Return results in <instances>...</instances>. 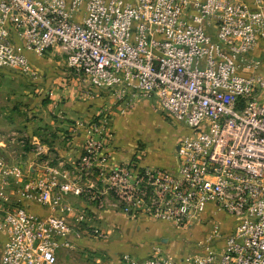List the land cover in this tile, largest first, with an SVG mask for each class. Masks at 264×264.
Here are the masks:
<instances>
[{"label":"built area","instance_id":"built-area-1","mask_svg":"<svg viewBox=\"0 0 264 264\" xmlns=\"http://www.w3.org/2000/svg\"><path fill=\"white\" fill-rule=\"evenodd\" d=\"M262 41L264 0H0V69L34 75L29 54L56 49L120 111L152 98L186 128L174 170L138 156L110 163L107 110L73 128L83 136L74 160L36 140L31 168L11 163L0 139V264H59L74 234L105 239L89 208L176 228L227 219L180 261L155 247L116 264H264Z\"/></svg>","mask_w":264,"mask_h":264},{"label":"rangeland","instance_id":"rangeland-1","mask_svg":"<svg viewBox=\"0 0 264 264\" xmlns=\"http://www.w3.org/2000/svg\"><path fill=\"white\" fill-rule=\"evenodd\" d=\"M31 59V67L36 72L34 75L0 69V139L4 141L3 149L7 150L8 154L5 153L7 157L9 154L14 157H22L33 147L32 142L39 140V138L47 145H52L53 130L45 127L48 123L45 122L44 125L38 126L39 121H43L46 116L56 118L60 124L64 123V125L57 126L55 131H60L62 134L69 132L62 126L68 128L72 121L62 119L58 114V108L52 110L46 108L54 100V96L48 95L45 91L47 83L61 86L58 90L72 82L84 85L82 79L67 66L65 55L56 49L46 50L39 56L33 55ZM258 73L264 76V56L260 58ZM88 90L92 89H87L86 96H90L93 91L94 95L104 92L108 97L106 100L109 99L112 102L110 106H101L97 115L102 110H118L115 106L120 102L109 91ZM84 98L86 99V97ZM58 99L59 102L63 103L69 97L59 95ZM154 104H152V108L139 107L130 128V132L140 139L136 148L139 156L142 155L144 149L141 141L144 142L147 150L154 154L157 151L167 150L186 131L184 123L176 122ZM42 109H44V113ZM112 116L113 113L110 115L111 119ZM49 127L51 128V126ZM42 130H48V132L44 133ZM33 135H37L39 138L33 137ZM116 219L115 226L105 224V228H102V231L107 233L105 239L97 238L96 234L92 236L82 232L74 234V238L79 241L77 242L79 244L73 241L74 246L66 250L62 249L60 262L62 264H115L123 255L141 260L151 252L155 243L159 245L163 255H172L171 253L181 255L185 252L194 254L195 249L198 251L201 249L202 246L199 243L204 240L206 234L214 232L215 223H220L218 230L224 229L222 228L224 223L228 225L224 215L218 214L201 222H193L185 228H177L180 231L171 234L169 227L176 228L175 226L170 225L168 227L160 224V221L158 223L153 218H151L152 221L137 223L139 230H136L135 225L131 226L124 223L121 217ZM92 225L99 227L98 222H92ZM149 227L159 230V233L153 236L148 232H141ZM226 233V231L223 232V234ZM137 239L139 240L137 241Z\"/></svg>","mask_w":264,"mask_h":264},{"label":"crops","instance_id":"crops-1","mask_svg":"<svg viewBox=\"0 0 264 264\" xmlns=\"http://www.w3.org/2000/svg\"><path fill=\"white\" fill-rule=\"evenodd\" d=\"M261 47L262 49L258 51V54H260V56H264V41L261 42ZM32 56L33 54H29L30 61L32 60L31 59ZM60 88L61 86H58V85L49 84V83L46 84V88H45L46 93L48 95L54 96V100H52L51 103H49L46 106V108L49 110L58 108L59 109L58 114L61 116L62 119H68L72 121L68 128L65 126H62L65 129H68L69 132H67L66 134H62V132L60 131H55L57 126L64 125V123L60 124L59 120H57L56 118H50V117L48 118L45 115L46 117H44L43 121H39L38 126L44 125L45 122L48 123V125H46L45 127H47V129L53 130V134L51 135L53 139L52 145L50 144L47 145V143L42 142L37 135H33V137H38L39 140L43 144L47 145L50 152L53 153L54 156H60L65 160H74L79 156V154L82 151L83 136L80 132L76 134V132L73 131V127L75 128L79 121H86V120H90L96 117L97 111L101 106L103 105L110 106L112 102H110L109 99L106 100V98L108 97L102 91H101L102 92L101 94L99 93L95 95L93 91V93L90 96L88 95L89 97L86 96L87 94L85 93L87 92V89L89 88L85 87L84 85L78 82H72L68 86L67 85L63 86L61 90H58ZM88 91H92V90H88ZM59 95H62L63 97L65 96L69 97V99L61 103L59 102V99H58ZM84 97H86V99ZM108 101L110 103H107ZM138 103L137 105H134L133 107L125 110L124 112L120 111L122 107L120 103H118V105L115 106V108L118 109L117 111L111 110V113H113V116L111 119L113 139L110 141V143L107 146L108 151H110L111 153L110 163L118 164L122 162H127L131 160L132 158H134L135 156H138L139 157L138 161L143 166H164V167L174 170L177 164L176 144L178 141H174L173 144L169 146L167 150L157 151L154 154H151L147 150L144 142L141 141L140 143L143 144L144 149L142 151V155L139 156V154H137L136 148L138 146L140 139L134 136L133 133L130 132V128H131L134 116L137 113V109L141 106L145 108H152L153 103H155L154 105L157 106L156 101L152 98L141 100ZM42 111L43 113L45 112L44 109H42ZM49 126H51V128ZM42 131L44 133L48 132V130H42ZM6 151L7 150L3 149L4 155L5 153L8 154V152ZM8 156L9 157L5 155V158L11 163L14 161H18L22 166H29V168H31V165L34 164V155L30 153V151H27L22 157H19V156L14 157L12 156V154H9ZM10 197L12 198L14 197V195H11ZM71 201H73V203H75V205L78 207L86 206L84 202H82V200H79L77 198H71ZM30 209L38 214H44L45 212L43 208L35 204H31ZM88 210L94 213L96 217L94 222H98L99 228L101 229L105 228L104 227L105 224H113L115 226L117 222V219H116L117 217H121L123 219V222L128 225H131V226L135 225L136 230L140 229L137 223L152 221L151 218L130 219L129 217H127L126 215L122 213L113 212L112 210H109V209L96 210L95 208H89ZM160 224L167 225L168 227L170 226V224L165 223V222H161ZM169 228H170L169 233L171 234H174V232L178 233L180 231L179 229L173 228L171 226ZM158 231L159 230L157 229H153L149 227V228L143 229L141 232L143 233L148 232L154 236L159 233ZM71 239L76 243L79 242L75 240L74 236H71ZM4 240H5V236L3 235L0 236V255H1V249L3 246ZM138 240L139 239H137V241ZM153 246L158 247L159 245L155 243L153 244ZM62 249L66 250L67 248L59 249L57 253V259H58L59 264H62V262H60V253ZM171 254L172 255L167 254V256H170L173 259L180 261L183 259V257L188 255L189 253L187 252L183 254L180 253L181 255H179L178 253H171Z\"/></svg>","mask_w":264,"mask_h":264}]
</instances>
